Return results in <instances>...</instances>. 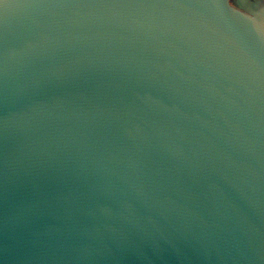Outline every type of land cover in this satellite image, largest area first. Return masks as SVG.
<instances>
[{
  "label": "water",
  "instance_id": "water-1",
  "mask_svg": "<svg viewBox=\"0 0 264 264\" xmlns=\"http://www.w3.org/2000/svg\"><path fill=\"white\" fill-rule=\"evenodd\" d=\"M0 264H264V0H0Z\"/></svg>",
  "mask_w": 264,
  "mask_h": 264
},
{
  "label": "flooded vegetation",
  "instance_id": "flooded-vegetation-1",
  "mask_svg": "<svg viewBox=\"0 0 264 264\" xmlns=\"http://www.w3.org/2000/svg\"><path fill=\"white\" fill-rule=\"evenodd\" d=\"M232 1H235V0H232Z\"/></svg>",
  "mask_w": 264,
  "mask_h": 264
}]
</instances>
